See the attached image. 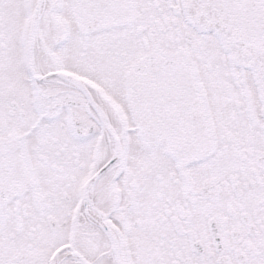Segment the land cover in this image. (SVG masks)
Segmentation results:
<instances>
[{
	"label": "snow or ice",
	"instance_id": "obj_1",
	"mask_svg": "<svg viewBox=\"0 0 264 264\" xmlns=\"http://www.w3.org/2000/svg\"><path fill=\"white\" fill-rule=\"evenodd\" d=\"M0 264H264V0H0Z\"/></svg>",
	"mask_w": 264,
	"mask_h": 264
}]
</instances>
